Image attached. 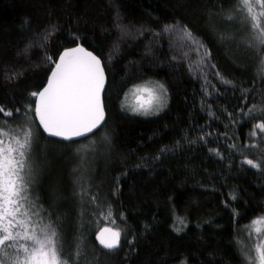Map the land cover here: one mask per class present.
Wrapping results in <instances>:
<instances>
[{"label": "trees", "instance_id": "trees-1", "mask_svg": "<svg viewBox=\"0 0 264 264\" xmlns=\"http://www.w3.org/2000/svg\"><path fill=\"white\" fill-rule=\"evenodd\" d=\"M237 4L0 0V105L13 113L0 114V139L7 144L23 138L25 125L33 129L38 138L31 153L36 165L31 197L42 206L43 217L50 211L53 221L60 218L65 252H72L74 237L83 234L79 264H180L185 257L187 264H250L242 251L255 243L251 222L264 217V172L242 161L245 155L258 159L264 138L248 136L261 113L245 117L237 111L261 103L264 76L258 74L255 52L244 43L250 25L241 22ZM176 22L188 25L207 45L210 60L202 63L203 49L197 51L179 33L162 31ZM221 34L230 38L221 40ZM77 43L104 63L105 120L86 137L67 141L37 131L34 112L27 118L23 113L26 105L35 107L29 94L47 83L53 65L46 55L58 59L59 52ZM212 65L236 86L223 84ZM156 81L167 88L165 106L152 116L128 114L123 100L129 90ZM241 87L255 88L246 101ZM209 105L219 120L208 115ZM222 109L239 122L226 129ZM226 131L227 143L235 142L240 151H229L224 139H216ZM201 132L213 133L207 144L199 140ZM164 146L173 151L152 161ZM210 148H219L223 158ZM142 157L148 166L136 167ZM81 173L88 190L98 194L97 204L76 195L74 181ZM106 226L121 229L116 250H105L95 240ZM132 236L134 251L128 244Z\"/></svg>", "mask_w": 264, "mask_h": 264}, {"label": "snow or ice", "instance_id": "snow-or-ice-1", "mask_svg": "<svg viewBox=\"0 0 264 264\" xmlns=\"http://www.w3.org/2000/svg\"><path fill=\"white\" fill-rule=\"evenodd\" d=\"M236 9L242 13L241 22L247 21L250 31L247 37L243 38L247 47L251 48L258 57V74L264 76V0H238ZM233 18L232 12L226 17ZM162 31L168 33H179L191 45L196 46L197 51L203 49V61L210 60L211 51L207 45L203 44L186 24L180 22L165 24ZM50 33L45 34V39ZM221 40L230 38L221 34ZM111 57H109L110 59ZM46 59L53 65L47 83L39 90L32 91L29 95L35 97V107L26 105L23 115L27 118L29 111L34 112L35 119L38 120V128L42 129L49 137H59L63 140L71 141L74 137H86L97 129L105 120V108L102 92L105 86V67L101 57L82 44L77 43L75 47H66L58 53V59H53L46 55ZM215 70V65H212ZM17 73L13 72L12 77ZM215 75L220 77V81L228 86L235 87V82L221 76L218 70ZM151 83V82H150ZM148 93L145 102L139 103L131 108V111L143 115L158 113L167 102V88L163 83L156 81L151 87L137 86V91ZM243 100L248 99L249 92H254L255 88H240ZM208 115L215 120L219 117L211 111L208 106ZM17 114H21L20 108L15 109ZM226 113L228 124L235 125L239 121L232 112L222 109ZM261 113L258 123L252 124V130L248 133L249 138L259 135L264 138V97L260 104L247 106V111L243 107L238 109L237 116L250 117L251 114ZM0 114L4 117L12 116V109H5L0 105ZM255 119V117H251ZM32 121H29V124ZM213 133L201 132L199 140L207 144L206 137L211 138ZM38 137L33 129L25 125L23 138L15 136L13 142L5 143L0 139V264H79L81 249L84 244L83 234L74 237L73 251L65 252L63 237L59 231V217L56 221L51 219V212L48 217L41 215L42 206L37 207L31 197L30 189L35 181L36 165L32 158V148ZM217 140L224 139L225 146L229 151H240L238 145L233 142L227 143L229 139L227 131L219 134ZM233 140L235 138L233 137ZM192 141H189L191 143ZM264 142V139H262ZM176 141V145H179ZM80 148L77 149L79 153ZM173 149L167 146L161 147L152 157V161H160L161 156L170 153ZM210 153L223 158L219 148H210ZM84 157H81L83 161ZM242 163L254 169L264 172V150H261L258 159H250L244 156ZM136 167H147V157L141 158V163ZM79 185L76 195L83 200L87 196L88 201L97 204L98 194L90 192V185L85 186L83 174L74 181ZM236 197L232 195L234 200ZM110 207V206H109ZM48 211V210H44ZM83 217V210L80 213ZM264 222V217H256L251 222V231L257 233L264 232L259 225ZM96 239L105 249H118L121 240V229L100 228L96 232ZM136 237L132 236L128 240L129 248L134 251ZM255 252V256L251 253ZM129 253H125L127 257ZM246 262L250 264H264V239H258L253 249L242 251ZM180 264H187V258H182Z\"/></svg>", "mask_w": 264, "mask_h": 264}, {"label": "rangeland", "instance_id": "rangeland-1", "mask_svg": "<svg viewBox=\"0 0 264 264\" xmlns=\"http://www.w3.org/2000/svg\"><path fill=\"white\" fill-rule=\"evenodd\" d=\"M247 37V35H246ZM137 86H141V89L143 87H151L152 83H145V84H138L133 86L129 92L125 95L124 100H123V108L127 111L128 114L130 115H141V116H152L156 114H149V115H143L141 113L133 112L131 111V108L139 103L145 102L148 98V93L144 91H137ZM262 229H264V222H261L259 225ZM251 235L253 236L252 238L255 240V242L258 239H264V232H261L259 235L255 232L252 231ZM253 256H255V252L253 251ZM84 264H90V262H85ZM258 264V261L256 262Z\"/></svg>", "mask_w": 264, "mask_h": 264}, {"label": "water", "instance_id": "water-1", "mask_svg": "<svg viewBox=\"0 0 264 264\" xmlns=\"http://www.w3.org/2000/svg\"><path fill=\"white\" fill-rule=\"evenodd\" d=\"M105 77H106V75H105ZM105 88H106V78H105V86H104V89H103V92H102V98H103V94H104ZM103 122H104V121L101 122V124L98 126V128L103 124ZM93 130H96V129H93ZM86 135H87V134H86ZM106 227H108V228H112V227H109V226H106ZM95 240H96V242L98 243V245H99L101 248L105 249V248L103 247V245H101V244L99 243V241L96 239V235H95ZM120 244H121V240H120ZM119 247H120V245L118 246V248H119ZM105 250H108V249H105ZM115 250H116V249H115ZM108 251H113V250H108Z\"/></svg>", "mask_w": 264, "mask_h": 264}]
</instances>
